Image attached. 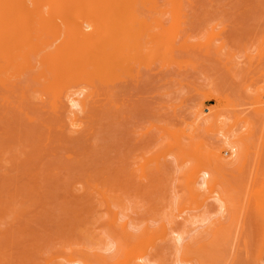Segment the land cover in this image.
Instances as JSON below:
<instances>
[{
	"label": "rangeland",
	"instance_id": "obj_1",
	"mask_svg": "<svg viewBox=\"0 0 264 264\" xmlns=\"http://www.w3.org/2000/svg\"><path fill=\"white\" fill-rule=\"evenodd\" d=\"M156 1L155 12H171L165 0ZM183 2L193 42L200 38L205 43L212 28L221 35L211 47L177 54L185 62L180 67L161 69L175 47L166 40L164 55L153 66L132 61L133 73L125 71L118 82L95 80L96 93L87 100L88 110L78 113L82 125L77 130L70 126L69 109L64 106L56 116L35 82L21 81L10 96L12 105H2L5 93L0 91V264L121 263L129 249L98 191L119 213L118 224L127 222L137 235L146 228L153 233L140 245L151 264H180L185 254L173 240L157 239L163 227L182 235V244L191 243L187 258L193 264H264V223L257 202L250 197L226 200L224 211L217 202L224 195L223 181L236 184L232 177L243 162L227 164L215 193L201 191L198 200L213 196L206 203L194 202L185 188L187 172L197 162L178 159L171 135H188L199 124L195 142L212 151L249 140L251 154L240 180L251 183V174L252 194L264 190V57L258 48L264 43V0ZM155 12L139 8L135 15L151 21L162 15ZM166 12L162 18L169 24L174 12ZM21 86L30 100L16 108ZM217 115L224 118V136L216 128L206 130ZM184 143L190 145L187 139ZM256 160L262 161L261 170ZM258 171L263 175L256 178ZM201 246L212 253V262ZM142 253L130 254L138 259Z\"/></svg>",
	"mask_w": 264,
	"mask_h": 264
},
{
	"label": "bare ground",
	"instance_id": "obj_2",
	"mask_svg": "<svg viewBox=\"0 0 264 264\" xmlns=\"http://www.w3.org/2000/svg\"><path fill=\"white\" fill-rule=\"evenodd\" d=\"M165 1L169 5L167 11L174 12L172 14L166 12L165 9L161 10L166 14H172L171 19L174 21L169 24L162 18L164 12L154 11L158 7L156 0H0V91L5 93V96L2 97V105L13 104L10 96L17 92L21 81H33L39 86L38 88L43 94V96L41 94V98L44 95L50 98L49 105H51L54 114L59 113L64 106L67 110L69 109V114H71V120L69 118L71 121L70 126H76L75 129L77 130L82 125L78 113L86 112L88 98L96 93L93 85L95 80L101 83L104 82L107 85L114 81L118 82L117 80L124 75L125 71H127V75L133 73V70L130 71L129 68L132 61L141 62L145 60L148 68L150 65L153 66L157 56L161 53L164 55L162 45L166 40L173 41L175 47L170 54H167L170 57L169 59L164 56L166 60H162L164 63L162 66L160 64L161 69L174 67V65L180 67L185 62L178 61L177 54L187 52L192 48L211 47L214 40L221 35L220 32H215V28H212V30H207L205 36L203 35L206 37L205 43L201 42L200 38H197L199 41L195 39L196 42L194 41V43V36L191 35L189 27V31L187 30V21L184 19L186 15L185 2L183 0ZM187 1L190 2L191 0ZM139 8L162 13V15L153 17L151 21H148L147 18L146 20L138 19L135 12ZM144 12L146 13V11ZM148 14L150 15V13ZM192 29L194 28L192 27ZM258 48H260L259 53L262 59L264 57V43ZM132 65L134 66V63ZM185 65L187 66V64ZM122 70L124 71L122 72ZM132 77L136 78L134 81H139L141 78L136 74ZM137 83L139 84V82ZM22 90L18 97L20 103L16 108H21L29 103L30 99L28 93L25 92L26 89L22 88ZM108 93L110 97L114 98L115 93L113 95H110L111 91ZM255 112L258 115H263L262 109H256ZM26 116H28L30 122H34V119L30 118L28 114ZM198 126L194 127L195 130L191 129L188 135L171 133L175 143V146L172 145V149L177 148L179 150L176 153L178 159L190 158L197 162L196 168L187 172V186H185L188 189H185L189 192L191 200L203 202V200H198L201 197V191L206 190L210 194L215 193V186L218 183L217 178L224 175L227 164L232 167L243 162V164H239V166L242 165V168L240 167V173H237L238 176L233 174L232 177L237 183L235 184L230 180L223 181L224 195L218 196L217 202L224 211V207H228L226 200L237 199L240 202L241 197H250L257 202V214L259 213L258 216L264 223V190H258L252 194V188L256 184H254L253 175L251 174V183L247 184L240 180L242 176L244 178L243 173L245 174V171L243 172V168L246 166V158L251 154L249 140L247 142L241 141V139L234 141L227 150L224 149V146L218 151L207 150L203 143L195 142ZM213 128H216L217 132L219 131L224 136V118L221 115L215 116L208 123L206 130L211 131ZM75 129L73 130L76 131ZM186 139L190 142V145L184 143ZM191 146L193 147L192 150L189 149ZM224 154H226V157ZM256 161V166L258 163L260 169L263 163H261V160V162ZM238 169H236L237 172H239ZM259 171L256 178H259V174H262ZM201 173L204 174L201 175ZM261 182L264 184L263 181ZM98 193L103 197L108 209L112 212V226L119 228L120 231L117 230V233L129 249L127 252L125 250L126 254H123L121 263L132 264L136 260L135 264H151L150 260L146 261L145 259L148 255L147 251L142 253L140 245L147 234L149 238L153 239V233L149 228H146L137 235L128 230L127 222L121 225L118 224L119 213L111 209L107 196L103 192L98 191ZM209 195L203 203L210 199ZM196 204L200 208V204ZM203 206L204 204L201 208ZM110 222H112V219ZM112 226H109V228ZM157 239L173 240L175 245H182L185 254L180 264H193L187 258V254L191 251V243L182 244L184 241L182 235L177 234L176 231L169 232L166 227H163ZM221 241V237H219L217 244ZM153 245L154 241L150 246ZM200 249L208 260H214L212 253L210 254L206 247L201 246ZM137 250H141L142 253L138 259L137 254H130ZM104 261V263H108L105 259ZM71 262L79 264L76 261ZM121 263L119 262V264Z\"/></svg>",
	"mask_w": 264,
	"mask_h": 264
}]
</instances>
